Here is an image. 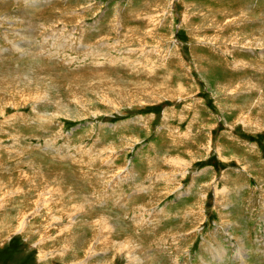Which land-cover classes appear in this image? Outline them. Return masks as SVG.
Instances as JSON below:
<instances>
[{"label": "rangeland", "instance_id": "1", "mask_svg": "<svg viewBox=\"0 0 264 264\" xmlns=\"http://www.w3.org/2000/svg\"><path fill=\"white\" fill-rule=\"evenodd\" d=\"M0 264H264V0H0Z\"/></svg>", "mask_w": 264, "mask_h": 264}, {"label": "bare ground", "instance_id": "2", "mask_svg": "<svg viewBox=\"0 0 264 264\" xmlns=\"http://www.w3.org/2000/svg\"><path fill=\"white\" fill-rule=\"evenodd\" d=\"M242 241V240H241ZM242 244V243H241Z\"/></svg>", "mask_w": 264, "mask_h": 264}]
</instances>
